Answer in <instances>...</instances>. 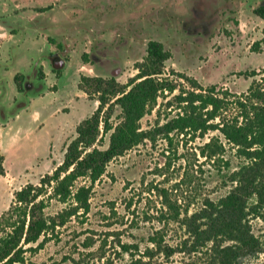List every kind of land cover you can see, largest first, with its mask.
<instances>
[{"label": "rangeland", "instance_id": "374dc122", "mask_svg": "<svg viewBox=\"0 0 264 264\" xmlns=\"http://www.w3.org/2000/svg\"><path fill=\"white\" fill-rule=\"evenodd\" d=\"M215 1L221 7L212 6L216 15L214 25L205 30L201 40H195L181 30L183 23L185 28L191 24L190 6L194 0H0V22L6 26L0 23V61L10 62V56H20L24 50L34 53L43 48L47 53H58L57 60L66 61L58 77L51 72L48 61L40 63L46 84L55 90L33 98L27 108L36 111L35 118L27 125L28 129L35 128L36 139L22 143L28 138L27 132L14 136L12 143L6 139L0 145V153L5 158V174L0 176V215L8 209L16 191L28 183L37 184L43 175L61 164L76 126L96 109L98 102L77 89L82 76L112 77L97 71L93 63L80 60L96 42L116 47L127 43L120 48L118 64L113 65L114 69H120L114 77L120 85L127 84L136 75L135 64L141 62L146 43L157 39L171 54L164 64L163 79L176 85L185 84L179 78L184 75L204 88L216 85L231 94L245 92L251 79L243 73L264 67V43L258 51H251L252 45L263 37L264 20L253 14L256 3ZM35 17H39L37 25L41 28L45 25L44 19L51 17L55 21L50 23L49 19L47 30L39 31L38 36L45 37L44 42L36 39L33 29L23 30ZM47 38L56 42L64 39L71 52L67 57L60 55L56 43L47 42ZM12 94H4V106H12ZM166 94L141 119L142 130L163 124L175 113L165 107L174 94ZM118 114L116 108L113 122L117 121ZM107 141L108 135L100 148L105 149ZM203 141L181 135H173L171 143L160 138L155 143L144 141L111 161L93 187L89 213L83 218L71 219L43 249L33 255L26 254L27 264H73L72 259L81 264H103L107 257L108 264H132L128 255L120 254L118 245H139L144 250L147 237L156 231L162 232L168 245L180 243L186 238L184 229L174 222L159 221L161 213L166 212L159 197L161 191L171 202L181 209L187 207L191 213L205 199L215 200L225 195L232 186L228 177L241 163L229 147L219 162H207L199 155ZM61 208L52 201L46 212L53 215ZM261 213L263 218L250 219V225L262 252L238 264H264V207ZM87 238H92L94 244L84 250L81 245ZM103 244L106 257L99 260L95 256ZM198 256L184 253L169 259L156 256L151 264H198Z\"/></svg>", "mask_w": 264, "mask_h": 264}, {"label": "trees", "instance_id": "16d2710c", "mask_svg": "<svg viewBox=\"0 0 264 264\" xmlns=\"http://www.w3.org/2000/svg\"><path fill=\"white\" fill-rule=\"evenodd\" d=\"M245 1L249 5L256 3L253 14L264 20V0ZM39 21V17L34 18L28 27L45 32L49 19H44L43 28L37 25ZM0 23L4 24L3 21ZM47 42L56 43L60 55L67 57L71 52L64 39L56 42L48 38ZM261 43H264V32L261 41L254 43L251 51H258ZM99 45L113 46L96 42L90 52L81 55L80 60L95 65L93 49ZM58 56L56 52L44 51L29 74L14 76L18 97L10 109L0 104L2 123L25 109L29 97L38 96L46 89L40 62L52 61ZM170 57L165 46L152 39L146 43L141 62L135 64L136 75L127 84L120 85L114 77H80L78 90L88 98L93 97L98 105L76 126L75 136L68 143L61 164L50 174L43 175L37 184L28 183L16 191L10 206L0 215V264H27L26 254L33 255L43 249L55 237L57 230L71 219L86 216L90 211L93 187L104 176L111 161L144 141L155 143L160 138L171 143L173 135L202 141L210 136L199 147V155L212 164L222 159L226 147L234 151L241 163L228 177L232 186L215 200L205 199L191 213L187 207L181 209L171 202L161 191L159 197L166 212L161 213L159 221L177 223L184 229L186 238L172 246L165 243L162 232L156 231L147 237L144 250H140L139 245L122 244L118 245L120 254L128 255L132 264H151L156 256L169 259L177 253L199 255L198 264H238L240 260L261 254L250 219L263 218L264 67L243 73L251 79L247 90L231 94L216 85L204 88L195 79L184 75L179 78L185 84L176 85L163 79L164 64ZM51 72L58 77L62 71L51 69ZM3 85H0L2 91ZM165 92L170 96L174 94L165 107L175 113L163 124L142 130L141 119L154 109L158 98ZM116 108L119 114L117 121L113 122ZM106 135L107 147L102 149ZM4 174V157L0 154V176ZM52 201L62 208L50 215L46 210ZM93 244L94 240L87 238L81 247L88 250ZM104 248L103 244L98 249L100 253L96 255L95 252L99 260L106 257ZM72 262L81 264L76 259ZM108 262L107 257L103 264Z\"/></svg>", "mask_w": 264, "mask_h": 264}, {"label": "crops", "instance_id": "0c3cea01", "mask_svg": "<svg viewBox=\"0 0 264 264\" xmlns=\"http://www.w3.org/2000/svg\"><path fill=\"white\" fill-rule=\"evenodd\" d=\"M50 23H55V21H53V20L51 21V19H50ZM2 25L5 26L4 24H2ZM27 28H29L28 24L25 26V28H23V30L27 29ZM31 29H33L34 35L36 34L35 35L36 39L41 38V39H43V42H44V38L45 37L38 36V33H40L39 32L40 30L39 29H34V28H31ZM23 34H24V32H22V36H23ZM44 51H47V49L43 48L42 51H40V50L39 51H35L36 53L35 52L33 53L31 51L28 52V50H24L20 54V56H17L15 58L10 56L9 57L10 58V62L7 61L8 59L5 60V61H0V85L2 83L4 84L3 85L4 90L2 91L0 89V95L2 96L1 100H0V104L2 106H4L3 98H4V94H6V92H9L11 94L13 93L12 94L13 95V103H14V100L18 97V93H17L16 87H15V84L13 82L14 76L16 74H18V73L29 74L32 71V68H33L34 64L36 63V61L39 59V57L41 56V54ZM53 53H55V52H53ZM43 61L44 60H42L41 62H43ZM45 61H48L50 64L52 62L51 60H45ZM12 85L14 86V91L12 89ZM45 86H46V89L42 92L43 94H44V92H52L50 90V88L48 87V85L46 84V81H45ZM78 91L81 92L80 90H78ZM42 93H40L38 96L29 97L28 98V100H29L28 106L25 109L20 110L14 117L8 118L7 121L4 122V123H2L0 121V145L6 139L10 140L11 143H12V140L14 139L13 138L14 136L19 135V134H26L27 132H28V138L24 139L22 143H24V144L32 143V140L34 138L36 139V130H35V128L32 127V128L28 129V126H27L29 124V122H32L30 119L35 118L36 111H29V109H27V108H29V106L32 104L33 98L41 97ZM81 93H83V92H81ZM13 103H12V106H13ZM12 106H4V107L6 109H10ZM24 113H25V115L23 116ZM7 128L10 129V132H8V133L6 131ZM0 154L2 155V153H0ZM2 156L4 157V155H2ZM4 162H5V158H4ZM4 169H5V166H4Z\"/></svg>", "mask_w": 264, "mask_h": 264}, {"label": "flooded vegetation", "instance_id": "af4514ba", "mask_svg": "<svg viewBox=\"0 0 264 264\" xmlns=\"http://www.w3.org/2000/svg\"><path fill=\"white\" fill-rule=\"evenodd\" d=\"M105 1L108 2V0ZM213 5H215L217 9L221 7V4L219 5L215 0H194L193 4L190 6V11L193 13V19L190 20L191 24L188 28H185V23H183L181 30L185 31L187 33L186 35H192L193 39L201 40V36L205 35V30L212 27L216 20V15L214 14L215 7L212 8ZM224 7H226V5ZM228 8H230V5H228ZM102 22L103 20L100 24H102ZM189 31L192 32L190 33ZM125 44L127 43L125 42ZM125 44L123 42L119 47H103L101 45L94 47L92 60L96 67L105 73H114L117 69H114L113 65L118 64L116 58L120 48L126 46ZM27 87L30 88L31 84L28 83Z\"/></svg>", "mask_w": 264, "mask_h": 264}, {"label": "water", "instance_id": "95a60500", "mask_svg": "<svg viewBox=\"0 0 264 264\" xmlns=\"http://www.w3.org/2000/svg\"><path fill=\"white\" fill-rule=\"evenodd\" d=\"M51 65H52V69L54 70H62L66 66V61L62 58L57 60V57H56L54 60H52ZM119 73H120V69H118L116 72L110 75L112 77H117Z\"/></svg>", "mask_w": 264, "mask_h": 264}]
</instances>
